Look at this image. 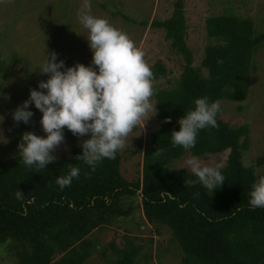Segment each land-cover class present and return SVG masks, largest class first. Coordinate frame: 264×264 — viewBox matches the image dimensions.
Returning <instances> with one entry per match:
<instances>
[{"label": "trees", "instance_id": "1", "mask_svg": "<svg viewBox=\"0 0 264 264\" xmlns=\"http://www.w3.org/2000/svg\"><path fill=\"white\" fill-rule=\"evenodd\" d=\"M109 1L100 8L105 9ZM110 4L122 20L135 22ZM172 5L168 19L138 23L163 29L171 49L182 57L183 67L172 87L153 96L159 125L141 150L134 180L122 176L119 152L114 160L99 162L93 171L76 159L83 152L72 140L73 159H56L39 173L35 167L26 168L20 155L0 162V244L10 246L17 264H83L93 250L91 233L122 220L134 206L139 207L145 223L170 233L180 264H264V209L250 207L255 176L253 168H243L240 161L247 150V127L227 126L217 116L219 128L200 130L191 150L171 144V133L179 130L178 121L194 109L197 98L245 100L251 59L264 45V27L256 31L246 17H207L204 26L212 42L205 46L199 66L193 67L183 40L182 0H172ZM153 65L154 79L163 76V67ZM166 118L170 121L164 122ZM160 149L164 151L156 154ZM224 151L221 172L225 182L212 193L199 183L186 186L184 180L196 179L194 175L168 167L184 154L203 158ZM253 165H264V155ZM70 166L80 168L79 178L61 190L55 180L67 175ZM16 191L25 196L23 200L16 198ZM161 191L172 196H162ZM134 241L136 237H124L121 248L110 242L98 254L104 258L107 248L114 256L107 264H140V255L144 260L149 255Z\"/></svg>", "mask_w": 264, "mask_h": 264}, {"label": "rangeland", "instance_id": "2", "mask_svg": "<svg viewBox=\"0 0 264 264\" xmlns=\"http://www.w3.org/2000/svg\"><path fill=\"white\" fill-rule=\"evenodd\" d=\"M83 3L84 0H0V117H3L0 122V162L19 155L18 145L25 132L46 138L40 125L42 113L34 105H29L28 110L34 115L28 124L14 122L12 113L28 100L30 89L39 90L38 83L49 78L40 72L47 55L52 52L58 54L56 62L64 61L65 68L77 63L86 67L91 65L92 52L87 41L89 33L78 18ZM90 3L89 14L105 18L115 28L127 33L145 53L144 59L150 68L154 63L163 67L164 75L154 79V93L172 87L183 67L182 57L171 49L163 29L138 24L140 21L149 23L168 19L173 11L172 0H110L105 9L100 8L105 0H90ZM110 3L118 6L121 14L131 17L135 22L122 20L113 12L116 9ZM181 15L184 45L190 53L191 65L198 67L205 46L212 42L206 36L205 19L218 15L246 17L252 21L254 29L260 31L264 27V0H182ZM201 72L205 74L206 71L202 69ZM151 101L154 105L153 97ZM219 102L221 112L217 116L222 122L227 126L247 127V150L242 153L240 161L243 168H253L256 183L264 176V165H253L256 158L264 155V45L258 47L251 59L245 100L236 103L222 99ZM149 116L152 117L143 128H134L125 147L118 151L120 172L129 181L136 178L140 169L141 150L150 142V134L159 125L154 113H149ZM63 133L65 141L53 153L57 159H73L71 140L75 147L82 148V143L91 138L90 134L74 136L67 128ZM190 157L184 154L171 160L168 167L191 173L184 163ZM225 157L226 151L199 158L204 164L223 166ZM124 237H136L135 244H142V253L149 255V259L145 260L140 255V264H180V253L171 242L170 233L163 227L145 223L137 206L112 226L91 233L93 250L83 264H107L114 258L112 253L106 248V255L102 258L98 251L110 242L121 248ZM0 264H17L14 252L7 244H0Z\"/></svg>", "mask_w": 264, "mask_h": 264}, {"label": "clouds", "instance_id": "3", "mask_svg": "<svg viewBox=\"0 0 264 264\" xmlns=\"http://www.w3.org/2000/svg\"><path fill=\"white\" fill-rule=\"evenodd\" d=\"M90 11V0H84L78 18L89 33L91 65L77 63L65 68L64 61L56 62L58 54H48L40 72L49 78L38 83L39 90L30 89L28 100L12 113L14 122L25 124L34 115L28 110L30 104L42 113L40 125L46 138L25 132L18 145L23 165L29 169L35 167L37 173L57 159L53 153L65 141V128L77 137L90 134L91 138L81 145L83 154L76 159L83 160L94 171L102 160H114L133 129L143 128L152 117L149 113H155L156 105L151 101L155 94L154 73L144 59L145 53L127 33L115 28L107 19L89 14ZM220 112L218 100L210 102L207 96L197 98L194 109L178 121L179 130L171 133L172 147L185 151L194 148L200 130L219 128L217 115ZM163 151L160 149L156 154ZM184 163L196 178L184 180L186 186L199 183L212 193L225 182L220 164H204L196 156ZM79 175L80 168L70 166V172L57 177L55 183L63 190ZM161 195L172 196L163 191ZM15 196L18 200L25 197L20 191H16ZM249 196L251 208L264 209V176L253 184Z\"/></svg>", "mask_w": 264, "mask_h": 264}, {"label": "water", "instance_id": "4", "mask_svg": "<svg viewBox=\"0 0 264 264\" xmlns=\"http://www.w3.org/2000/svg\"><path fill=\"white\" fill-rule=\"evenodd\" d=\"M170 120L168 118L164 119V122H169Z\"/></svg>", "mask_w": 264, "mask_h": 264}]
</instances>
